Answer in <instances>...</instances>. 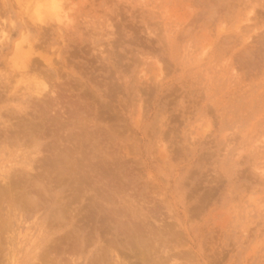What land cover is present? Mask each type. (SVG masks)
Segmentation results:
<instances>
[{"label": "rangeland", "instance_id": "374dc122", "mask_svg": "<svg viewBox=\"0 0 264 264\" xmlns=\"http://www.w3.org/2000/svg\"><path fill=\"white\" fill-rule=\"evenodd\" d=\"M0 36V264H264V0H0Z\"/></svg>", "mask_w": 264, "mask_h": 264}, {"label": "bare ground", "instance_id": "6f19581e", "mask_svg": "<svg viewBox=\"0 0 264 264\" xmlns=\"http://www.w3.org/2000/svg\"><path fill=\"white\" fill-rule=\"evenodd\" d=\"M42 3H44V1H43ZM44 5H45V6H43L44 9H48V8H47V5H46V4H44ZM43 7H42V9H43ZM45 7H46V8H45ZM48 7H49V6H48ZM49 8H50V7H49ZM58 10H60V9H58ZM50 12H51V11H50ZM52 12H53V11H52ZM53 13H54V12H53ZM50 14H51V13H50ZM33 16H36V15H33ZM33 16H31V17H33ZM58 17H59V16H58ZM33 18H34V17H33ZM34 19L37 21L36 18H34ZM32 21H33V20H32ZM42 21H43V20H42ZM35 23H36V22L33 21V24H35ZM38 23H39V22H38ZM40 24H41V23H39L38 25H40ZM36 26H37V25H36ZM42 26H43V25H42ZM39 27H40V26H39ZM39 27H38V28H39ZM44 27H45V26H44ZM1 31H2V30H1ZM40 31H41V29H40ZM43 31H44V30H43ZM1 33H2V32H1ZM25 33H26V32H25ZM46 33H47V32H46ZM22 34H23V33H22ZM22 34H21V35H22ZM5 35H6V34H5ZM5 35H4V37H5ZM2 36H3V34H2ZM25 36H27V35L25 34ZM0 37H1V36H0ZM22 37H23V36H22ZM35 37H36V36H35ZM6 39H7V38H6ZM22 39H23V38H22ZM24 41H25V40H24ZM18 42H19V41H18ZM18 42L15 43L16 45H18V46H15V47H19ZM25 42H28V41L26 40ZM35 42H36V41H35ZM19 43H20V42H19ZM15 44H14V45H15ZM25 44H27V43H25ZM25 46H27V45H25ZM22 47H23V46H22ZM22 47L19 48V49H22ZM262 47H263V46H262ZM37 51H38V50H37ZM28 55H29V54H28ZM39 55H40V54H39ZM15 56H16V55H15ZM34 56H35V55H34ZM36 56H37V55H36ZM41 56H42V55H41ZM41 56H40V57H41ZM42 57H43V56H42ZM42 57H41V58H42ZM31 58H32V56H31ZM34 58H35V57H34ZM47 59H49V58H47ZM34 60H36V58H35ZM42 60H43V59H42ZM42 60H41V61H42ZM31 61H32V60H31ZM28 62H30V61H28ZM28 62H27V63L23 62L22 65L20 66L21 69H24V70H23V71H24L23 74H28V71H27V70H28ZM37 62H39V60H38ZM45 62H48V61H45ZM45 62H44V63H45ZM52 62H53V61H52ZM32 63H33V62H32ZM19 65H20V64H19ZM44 65H45V64H44ZM46 65H47V64H46ZM31 66H32V65H31ZM39 67H40V66H39ZM17 68L20 69L19 67H17ZM29 68H31V67H30V64H29ZM31 69H32V68H31ZM31 69H30V70H31ZM40 69H41V68H40ZM14 70H15V69H14ZM25 70H26V71H25ZM41 71H42V70H41ZM25 72H26V73H25ZM34 73H35V72H34ZM37 73H38V72H37ZM37 73H36V74H37ZM32 75H34V77L32 76V77H33V81H31V82L34 84V87H30V88L32 89V91H30V92L35 93V95H36L37 97L43 96V95H44V91H46V92H48L49 94H51V96H52V98H53V101H54V104H55L56 108H58L59 111L61 112V113L58 112V113H60L61 116H62V114H63L64 116L72 117L73 114L76 113V112L73 113V110H74L75 108H73L72 103H68V102H70V101H67L66 99L63 98V95H65L64 92H65L66 90H65V91L63 90V91H64V92H63V91H62V87L59 86L58 82H57V85H56V83H55V85H53V84H54V81H55V80H54V81L52 82L53 84L51 83V84H52V86H51V85L49 84V82H46L47 79H46V80L43 79L44 77H43V78H42L41 76L38 77V75L35 76V74H33V73H32ZM39 75H40V73H39ZM22 76H23V75H22ZM42 76H44V75H42ZM13 77H14V75H13ZM51 77H52V76H51ZM16 79H17V78H16ZM48 79H49V78H48ZM60 79H61V78H60ZM17 80H18V79H17ZM21 81H22V80H21ZM55 82H56V81H55ZM64 82H65V81H64ZM65 83H66V82H65ZM48 84H49V85H48ZM31 86H32V85H31ZM70 87H71V86H70ZM26 88H27V87H26ZM63 88H64V87H63ZM14 89H15V88H14ZM64 89H66V86H65ZM70 89H71V88H70ZM33 93H32V94H33ZM66 93L68 94V92H66ZM44 96H45V95H44ZM65 96H66V95H65ZM35 98H36V97H35ZM41 99H42V98L40 97V100H41ZM76 100H77V99H76ZM10 101H11V100H10ZM14 102H15V101H14ZM43 102H44V101H43ZM50 102H51V101H49V103H50ZM74 102H75V101H74ZM76 102H77V101H76ZM45 103H47V101H45ZM49 103H47V104H49ZM52 103H53V102H52ZM40 104H41V103H40ZM47 104H46V105H47ZM13 105H14V103H13ZM41 105H42V104H41ZM30 106H31V105H30ZM42 106H44V105H42ZM49 106H51V108L53 107L52 105H49ZM49 106H48V107H49ZM22 108H23V107H22ZM40 108H41V106H40ZM42 109H44V108H41L40 110H42ZM49 109H50V108H49ZM54 109H55V108H54ZM58 109H57L56 111H58ZM22 110H23V109H22ZM33 110H34V109H33ZM51 110H53V109H51ZM23 111H24V110H23ZM42 111H43V110H42ZM42 111H41V112H42ZM47 111H48V110H47ZM56 111H55V112H56ZM19 112H20V111H19ZM28 112H29V111H28ZM44 112H45V110H44ZM44 112H43V113H44ZM85 112H86V111H85ZM22 113H23V112H22ZM24 113H25V112H24ZM46 113H47V112H46ZM53 113H54V112H53ZM25 114H26V113H25ZM45 115H46V114H45ZM45 115H44V116H45ZM49 115H50V113H49ZM54 115H55V114H54ZM58 115H59V114H58ZM58 115H56V116H58ZM60 115H59V116H60ZM52 116H53V115H52ZM52 116H50V117L52 118ZM56 116H55V118H57ZM48 117H49V116H48ZM48 117H47L46 119H49ZM74 117H75V116H74ZM33 118H34V117H33ZM51 118H50V119H51ZM27 119H28V118H27ZM34 119H35V118H34ZM43 119L45 120L44 117H43ZM58 119H59V118H58ZM58 119H57V120H58ZM41 120H42V119H41ZM51 120H54V118H52ZM59 120H60V119H59ZM61 120H62V119H61ZM26 121H27V120H26ZM37 121H38V120H37ZM63 121L68 122L67 120H63ZM23 122H24V121H23ZM27 122H28V121H27ZM31 122H33V121L31 120ZM31 122H29V123H31ZM40 122H41V121H40ZM43 122H44V121H43ZM54 122H55V120H54ZM54 122H51V123H54ZM29 123H27L26 125H28ZM56 123H58V121H56ZM59 123H61V122L59 121ZM59 123H58V124H59ZM5 124H6V123H5ZM11 124L13 125V123H11ZM14 124H15V123H14ZM34 124H38V123H37V122H36V123H33V124L31 123V125H32L33 127L35 126ZM39 124H40V123H39ZM62 124H63V123H61V126H62ZM20 125H24V123H23V124H20ZM63 125H64V124H63ZM5 126H6V125H5ZM8 126H9V125H8ZM37 126H38V125H37ZM10 127H11V126H9V128H10ZM27 127H28V126H27ZM13 128H14V127H13ZM13 128H12V129H13ZM19 128H20V127H19ZM23 128H24V127H23ZM30 128H32V127H30ZM7 129H8V128H7ZM20 129H21V128H20ZM20 129H19V130H20ZM26 129H27V128H26ZM26 129H23V132H24V130L26 131ZM34 129H35V127H34ZM37 129H38V128H37ZM53 129H54V128H53ZM65 129H66V127H65ZM19 130H18V131H19ZM32 130H33V129H32ZM16 131H17V130H16ZM35 131H36V130H35ZM57 131H58V130H57ZM6 132H8V131H6ZM13 132H14V131H13ZM19 132H20V131H19ZM19 132H18V133H19ZM30 132H31V131H29V133H30ZM18 133H17V135H18V137H19L20 133H19V134H18ZM25 133H26V132H25ZM27 133H28V132H27ZM35 133H36V132H35ZM58 133H59V132H58ZM70 133H71V132H70ZM75 133H76V132H75ZM67 134H68V133H67ZM71 134H72V133H71ZM1 135H2V134H1ZM5 135H6V134H5ZM25 135H26V134H25ZM25 135H24V136H25ZM53 135H54V134H53ZM69 135H70V134H69ZM69 135H67V136H69ZM73 135H74V133H73ZM73 135H71V140H72V136H73ZM11 136H14V135H10V137H11ZM20 136H21V135H20ZM45 136L47 137V135H45ZM61 136H62V135H61ZM67 136H65V138H66ZM80 136H81V134H80ZM39 137H40V136H39ZM69 137H70V136H69ZM82 137H83V136H82ZM8 138H9V137H8ZM11 138H12V137H11ZM67 138H68V137H67ZM67 138H66V139H67ZM28 139H29V138H28ZM81 139H82V138H81ZM34 140H35V138H34ZM62 140H64V139L62 138ZM64 141H65V140H64ZM64 141H63V143H64ZM68 141H70V140H68ZM59 142H60V141H59ZM70 142L73 143L72 141H70ZM70 142H69V143H70ZM63 143H60V144H63ZM65 143H66V142H65ZM48 144H49V143H48ZM54 144H56V143L54 142ZM56 145H57V144H56ZM56 145H54V146H56ZM64 145H65V144H64ZM64 145H61V146H64ZM70 145H71V144H70ZM51 146H52V145H51ZM66 146H68V147H66ZM66 146H65V148H68V150H67V149L62 150V149H64V147H62V148H58V149H61V150H62V153H63L64 151H66V152H65V155L62 154V153H60V154H62V155H60L59 153H57V155H60V156H59V160H60V158L62 159V158L65 157V156H66V157L64 158V159H65L64 161H66V159H69V157H67V154H69L70 152L72 153V151H69V145H66ZM57 147H58V145H57ZM70 147H71V146H70ZM70 150H71V149H70ZM72 150H73V149H72ZM44 151H45V150H44ZM67 151H68V153H67ZM73 151H74V150H73ZM36 152H37V153L39 152L37 148H36ZM40 153H41V152H40ZM53 153H54V152H53ZM71 153H70V155H71ZM73 153H74V152H73ZM33 154H34V153H33ZM38 154H39V153H38ZM50 155H51V154H50ZM72 155H73V154H72ZM72 155H71V156H72ZM43 156H44V155H43ZM52 156H53V154H52ZM71 156H70V157H71ZM73 156H74V155H73ZM82 156H83V155H82ZM37 157H38V156H37ZM41 157H42V156H41ZM50 157H51V156H50ZM80 157H81V156H80ZM38 158H39V157H38ZM72 158H73V157H72ZM55 159H56V158H53V160H55ZM51 160H52V159H51ZM53 160H52V161H53ZM56 160H57V159H56ZM79 160H80V159H79ZM79 160H78V161H79ZM78 161H77V162H78ZM58 162H59V161H58ZM61 162L63 163V165H65V163L63 162V160L60 161L59 164H62ZM67 162H68V161H67ZM67 162H66V163H67ZM55 163H57V161H55ZM12 164H13V163H12ZM41 164H42V163H41ZM53 164H54V163L52 162V165H53ZM59 164H58V165H59ZM67 164H68V163H67ZM67 164H66V165H67ZM56 165H57V164H56ZM63 165H62V167H65V169H66V168H67L66 165H65V166H63ZM72 165H73V163H72ZM31 166H32V164H31L30 166H28V167H30V168L32 169ZM34 166H35V165H34ZM78 166H79V165H78ZM94 166H95V165H94ZM10 167H11V166H10ZM60 167H61V165H60ZM68 167H69V166H68ZM71 167H72V166H71ZM73 167H74V166H73ZM83 167H84V166H83ZM91 167H92V166H91ZM91 167H90V168H91ZM49 168H50V167H49ZM93 168H94V167H93ZM93 168H91V170H92ZM95 168H96V167H95ZM98 168H99V167H98ZM47 169H48V168H47ZM53 169H54V167H53ZM69 169H70V168H69ZM72 169H73V168H72ZM82 169H83V168H82ZM82 169H81V171H84L86 168H85L84 170H82ZM0 170H1V169H0ZM23 170H24V169H23ZM43 170H44V169H43ZM43 170H42V171H43ZM48 170H49V169H48ZM51 170H52V169H51ZM54 170H55V169H54ZM56 170H58V166H57V169H56ZM62 170H63V168H61V171H62ZM79 170H80V168H79ZM94 170H95V169H94ZM31 171H32V170H31ZM31 171H30V172H31ZM64 171H67V170H64ZM64 171H62L61 173H59V172H60V171H59V172H58L59 176H60V174L63 175ZM97 171H98V170H97ZM36 172H37V171H36ZM67 172H68V171H67ZM69 172H70V170H69ZM77 172H78V171H77ZM89 172H90V171H89ZM89 172H88V173H89ZM99 173H101V172H99ZM30 174H31V173H30ZM55 174H56V173H55ZM103 174H104V172H103ZM111 174H112V173H111ZM114 174H115V173H114ZM25 175H26V174H25ZM40 175H41V174H40ZM46 175H47V174H46ZM66 175H68V173H66ZM83 175H84V174H83ZM83 175H82V176H83ZM85 175H86V174H85ZM85 175H84V176H85ZM100 175H101V174H100ZM108 175H109V174H108ZM26 176H27V175H26ZM28 176H29V175H28ZM34 176H35V175H34ZM59 176H58V177H59ZM63 176H64V175H63ZM79 176H80V175H79ZM94 176H95V175H94ZM96 176H97V173H96ZM98 176H99V175H98ZM104 176L106 177L107 175L104 174ZM53 177H54V176H53ZM61 177H62V176H61ZM100 177H101V176H100ZM116 177H117V176H116ZM80 178H81V177H80ZM84 178H86V177H83V179H78V180H83V182H85L86 180H87V181H90V180H88L87 178H86V180H85ZM91 178H92V177H91ZM98 178H99V177H98ZM106 178H107V177H106ZM12 179H13V178H12ZM65 179H66V177H65ZM100 179H101V178H100ZM113 179H114V178H113ZM94 180H95V179H94ZM22 181H24V180H22ZM58 181H59V180H58ZM58 181H57V182H58ZM63 181H64V178H63ZM75 181H76V180H75ZM91 181H92V180H91ZM35 182H36V185H37V183L39 182V180H38V181H35ZM81 182H82V181H81ZM96 182H97V181H96ZM103 182H104V181H103ZM19 183H20V182H19ZM78 183H79V182H78ZM86 183H87V182H86ZM104 183H106V182H104ZM110 183H111V182H110ZM110 183L108 182L107 184L110 185ZM7 184H8V182H7ZM34 184H35V183H34ZM56 184H58V183H56ZM70 184H71V183H70ZM90 184H91V183H90ZM10 185H11V184H10ZM14 185H15V184H14ZM39 185H40V183H39ZM79 185H82V184L80 183ZM79 185H78V186H79ZM93 185H94V184H93ZM2 187H3V186H2ZM7 187H8V186H6V189H7ZM9 187H10V186H9ZM18 187H19V186H18ZM40 187H41V185H40ZM81 187H82V186H81ZM81 187H79L80 190L83 188V187H82V188H81ZM87 187H88V183H87ZM93 187H94V186H93ZM93 187H92V188H93ZM10 188H11V187H10ZM13 188H14V187H13ZM41 188H43V187H41ZM77 188H78V187H77ZM92 188H91V189H92ZM0 189H1V188H0ZM8 190H10V189L8 188L7 191H8ZM86 190L89 191L88 188H87ZM92 190H93V189H92ZM17 191H18V190H17ZM34 191H35V190H34ZM41 192H43V191L41 190ZM78 192H79V191H78ZM37 193H38V192H37ZM101 194H102V193H101ZM27 195H28V194H27ZM83 195H84V194H83ZM94 195H95V193H94ZM102 195H103V194H102ZM46 196H47V195H46ZM77 196H78V194H77ZM77 196H76V197H77ZM79 196H80V195H79ZM105 197H106V196H105ZM105 197H103V198L105 199ZM100 198H101V197H100ZM76 199H77V198H76ZM34 200H35V198H34ZM73 200H74V198H73ZM105 200H106V199H105ZM90 201H91V200H90ZM95 201H96V200H95ZM38 202H39V201H38ZM30 203H31V202H30ZM34 203H35V202L33 201V205H34ZM41 203H42V202H41ZM95 204H96V202H95ZM43 205H44V204H43ZM33 207H34V206H33ZM8 208H9V207H8ZM72 208H73V207H72ZM13 210H14V209H13ZM101 210H102V209H101ZM103 212H104V211H103ZM106 212H107V211H106ZM106 212H105L104 215L107 214ZM110 213H111V210H110ZM63 214H64V212H63ZM0 215H1V214H0ZM1 216H2V215H1ZM55 216H56V214H55ZM65 216H66V215H65ZM74 216H75V215H74ZM100 216H101V215H100ZM100 216H99V217H100ZM60 217H61V215H60ZM63 217H64V216H63ZM110 217H111V216H110ZM66 218H67V217H66ZM101 218H103V217L101 216ZM104 218H105V216H104ZM104 218H103V219H104ZM106 218H107V217H106ZM113 218H114V217H113ZM62 219H64V218H62ZM103 219H101V220H103ZM110 219H111V218H109V220H110ZM4 220H5V219H4ZM101 220H99V218H98V222L101 221ZM112 220H113V219H112ZM1 221H2V220H1ZM103 221H104V220H103ZM103 221H102V222H103ZM115 221H116V220H115ZM115 221H114V222H115ZM16 222H17V221H16ZM65 222H66V220H65ZM102 222H101V223H102ZM118 222H119V221H118ZM120 222H122V224H124V225L126 226V223H125L124 221H120ZM123 222H124V223H123ZM111 223H112V222H111ZM55 224H56V223H55ZM86 224H87V223H86ZM108 224H109V221H108ZM120 224H121V223H120ZM120 224H119L118 227H120V229L123 228V230H124V226H122V224H121V226H120ZM103 225H104V224H103ZM127 225H128V224H127ZM53 226H54V225H53ZM100 226H101V225H100ZM140 226H141V225H140ZM147 226H148V225H147ZM90 227L92 228V226H90ZM98 227H99V225H98ZM106 227H107V225H106ZM112 227H113V225H112ZM126 227H129V226H126ZM142 227H143V226H142ZM102 228H103V226H102ZM104 228H105V227H104ZM109 228H110V227H109ZM7 229H8V228H7ZM78 230H79V229H78ZM106 230H107V229H106ZM112 230H113V228H112ZM121 230H122V229H121ZM130 230H131V229H130ZM132 230H133V228H132ZM10 231H11V230H10ZM79 231H80V230H79ZM79 231H78V232H79ZM107 231H108V230H107ZM114 231H116V230H114ZM114 231H113V232H114ZM118 231L120 232L119 229H118ZM1 232H2V231H1ZM51 232H52V231H51ZM100 232H101V231H100ZM104 232H105V231H104ZM109 232H110V231H109ZM109 232H108V233H109ZM119 232H118V234H119ZM125 232H126V231H125ZM106 233H107V232H106ZM120 233H121V232H120ZM133 233H134V232H133ZM13 234H14V233H13ZM128 234H129V233H128ZM156 234H157V233H156ZM119 235H120V234H119ZM89 236H90V235H89ZM105 236H106V235H105ZM108 236H109V235H108ZM117 236H118V235H117ZM127 236H128V235H127ZM129 237H131V236H129ZM159 237H161V236H159ZM33 239H34V238H33ZM62 239H63V238H62ZM103 239H104V238H103ZM119 239H120V238H119ZM104 240H105V239H104ZM111 240H112V239H111ZM31 241H32V240H31ZM32 242H33V241H32ZM32 242H31V243H32ZM87 242H88V241H87ZM90 242H91V241H90ZM109 242H110V241H109ZM109 242H108V244H110ZM113 242H115L114 239H113ZM127 242H128V241H127ZM120 243H121V242H120ZM7 244H8V243H7ZM57 244H58V243H57ZM89 244H90V243H89ZM123 244H124V242H123ZM115 248H116V246H115ZM117 248H118V247H117ZM71 250H72V249H71ZM74 250H75V249H74ZM77 250H78V249H77ZM77 250H76V251H77ZM116 250H117V249H116ZM132 251H133V250H132ZM57 252H58V251H57ZM115 252H116V251H115ZM118 252H119V251H118ZM121 252H122V251H121ZM166 252L168 253V251H166ZM171 253H172V252H171ZM43 254H44V253H42V254H40V255L42 256ZM104 254H105V253H104ZM119 254H120V253H119ZM74 255H75V254H74ZM135 255H136V254H135ZM145 255H146V254H145ZM46 256H47V253H46ZM121 256H122V255H121ZM10 257H11V256H10ZM139 257H140V256H139ZM6 258H7V257H6ZM8 258H9V257H8ZM8 258H7V259H8ZM117 258H118V256H117ZM124 258H125V257H124ZM43 259H44V260L46 259L45 256H43ZM43 259H42V260H43ZM96 259H97V258H96ZM136 259H137V258H136ZM152 259H153V258H152ZM46 260H47V259H46ZM118 260H119V264H120V263H121V260H120L119 258H118ZM49 261H50V260H49ZM51 261H52V260H51ZM126 261H127V260H126ZM136 261H137V260H136ZM151 261H152V260H151ZM41 262H42V261H41ZM41 262H40V263H41ZM122 262H125V261H122ZM176 262H177V261H176ZM16 263H17V258H16V255H15V252H14L13 255H12V257H11V263H10V264H16ZM44 263H45V262L43 261V264H44ZM67 263H68V262H67ZM94 263H95V262H94ZM37 264H38V262H37ZM45 264H46V263H45ZM73 264H74V262H73ZM121 264H122V263H121ZM128 264H129V263H128Z\"/></svg>", "mask_w": 264, "mask_h": 264}]
</instances>
